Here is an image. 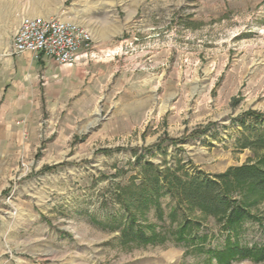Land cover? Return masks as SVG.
Listing matches in <instances>:
<instances>
[{"label":"rangeland","instance_id":"rangeland-1","mask_svg":"<svg viewBox=\"0 0 264 264\" xmlns=\"http://www.w3.org/2000/svg\"><path fill=\"white\" fill-rule=\"evenodd\" d=\"M43 1L0 0V23L38 15ZM80 1L91 17L141 5L123 37L122 100L98 110L101 122L116 109L131 126H106L57 165L34 154L0 165V264H264L216 258L230 246L264 247V193L234 184L252 217L229 227L225 214L179 204L155 181L264 168V150L243 148L264 131V0ZM142 183L151 198L138 202Z\"/></svg>","mask_w":264,"mask_h":264},{"label":"crops","instance_id":"crops-1","mask_svg":"<svg viewBox=\"0 0 264 264\" xmlns=\"http://www.w3.org/2000/svg\"><path fill=\"white\" fill-rule=\"evenodd\" d=\"M41 5L36 14L84 27L93 46L86 53L81 50L72 66L44 54H13L12 37L23 12L0 23V165L4 166L16 165L22 154H34L41 165H57L70 150L105 136L106 126L119 120L131 126L129 117L116 109L101 122L98 110L122 100L127 68L121 55L129 42L123 37H129L130 23L141 5L121 9L123 17L115 7L103 9L112 14L91 17L94 9L80 0L59 6L44 0Z\"/></svg>","mask_w":264,"mask_h":264},{"label":"trees","instance_id":"trees-1","mask_svg":"<svg viewBox=\"0 0 264 264\" xmlns=\"http://www.w3.org/2000/svg\"><path fill=\"white\" fill-rule=\"evenodd\" d=\"M252 116L262 117L253 113ZM243 148L264 150V131L252 132L250 137L244 139ZM161 178L164 180L163 188L177 200V203H188L213 216L225 214L224 218L229 227H238L244 220L252 217L244 205L232 196L234 184L248 185L255 191L264 193V168L254 164L232 167L225 173L214 176H206L202 172H197L186 181L174 175H162L155 181L158 183ZM146 187L148 185L141 184V192L137 195L136 201L142 202L151 198L145 191ZM131 226L127 229L128 234L133 230ZM137 234L139 238L147 240L144 239L142 232L133 235ZM224 256L230 259L253 258L256 262H262L264 261V247L235 245L216 253V258L219 260Z\"/></svg>","mask_w":264,"mask_h":264},{"label":"built area","instance_id":"built-area-1","mask_svg":"<svg viewBox=\"0 0 264 264\" xmlns=\"http://www.w3.org/2000/svg\"><path fill=\"white\" fill-rule=\"evenodd\" d=\"M93 38L84 27L68 23L58 17L25 15L12 37V52H31L37 57L44 54L60 65L72 66L79 59V52H88Z\"/></svg>","mask_w":264,"mask_h":264}]
</instances>
